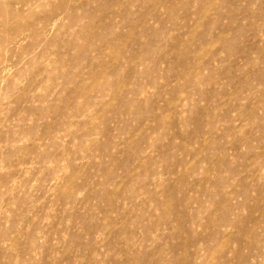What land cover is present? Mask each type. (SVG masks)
I'll return each instance as SVG.
<instances>
[{"label": "clouds", "instance_id": "1", "mask_svg": "<svg viewBox=\"0 0 264 264\" xmlns=\"http://www.w3.org/2000/svg\"><path fill=\"white\" fill-rule=\"evenodd\" d=\"M0 4V264H60L78 241L77 264L233 258L264 192V0L236 67L233 34L213 39L221 0H118L107 20L100 0ZM185 216L196 243L176 256ZM246 239L264 264V223Z\"/></svg>", "mask_w": 264, "mask_h": 264}, {"label": "rangeland", "instance_id": "2", "mask_svg": "<svg viewBox=\"0 0 264 264\" xmlns=\"http://www.w3.org/2000/svg\"><path fill=\"white\" fill-rule=\"evenodd\" d=\"M13 0H9V3ZM118 0H100V10L105 11V15L102 19L107 20L110 13L107 11L111 9ZM253 0H221V7L217 10L216 13V27L213 33V39H223L229 33H232V39H224L225 48L233 47L235 50V55L237 59L233 62V67H236L240 60H246L250 57L253 51H259L257 44L254 42V37L256 35L255 27L251 24V13L246 5L251 4ZM0 17L4 16V10L2 4H0ZM203 7V5H202ZM11 11L9 15H17V11L14 7H10ZM264 8V5H262ZM16 11L14 12L13 11ZM13 11V12H12ZM187 18L190 20L191 17L186 14ZM249 20V26L245 28L243 25V20ZM213 20L210 17L204 24V30L197 34L193 43L198 48L201 44H207L208 33L212 29ZM192 25H188L189 31H191ZM147 32V30H146ZM134 43H139L138 40H134ZM235 42V43H234ZM187 55L179 50H177L176 55L174 56V62L177 67L183 66L187 61ZM227 69L222 76L228 78L229 80L235 78V72H233L232 77L226 76ZM260 78L264 80V73L259 74ZM196 130H201V118L196 120ZM179 134V133H177ZM264 223V192L260 194L257 200L249 206V215L245 218L243 226L239 229V234L234 235L232 240L239 244V250L236 252L235 256L231 259L228 258L227 253L222 257V264H249L250 257L254 254L253 249L254 245L250 244L246 237L252 232L254 228ZM181 231L176 234L175 242L171 243V252L176 256H180L185 252H188L196 243V241L186 239L185 233L188 234V237L191 236V233L188 231L186 224V216L180 221ZM209 229H212V224H209ZM202 239L206 241H218L222 239L217 236L215 230H210L207 236H202ZM86 246L82 242H77L76 247L67 250L64 254V258L60 261V264H77L78 258L80 255H83V249ZM77 249H81L80 252H77ZM248 250L247 253L245 250ZM158 251V250H157ZM229 251L231 248L229 247ZM190 254V253H189ZM155 252H145L143 254H136L128 260V264H163V261L160 259H155ZM183 264H188V261L185 260Z\"/></svg>", "mask_w": 264, "mask_h": 264}, {"label": "bare ground", "instance_id": "3", "mask_svg": "<svg viewBox=\"0 0 264 264\" xmlns=\"http://www.w3.org/2000/svg\"><path fill=\"white\" fill-rule=\"evenodd\" d=\"M22 2H23V0H13L12 2H10V7L12 6V7H14L16 9V5L19 4V3H22ZM13 11H14V9H13ZM21 11H22V9H21ZM14 12H16V11H14Z\"/></svg>", "mask_w": 264, "mask_h": 264}]
</instances>
